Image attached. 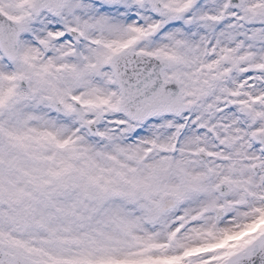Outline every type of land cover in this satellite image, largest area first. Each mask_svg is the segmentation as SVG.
Here are the masks:
<instances>
[{
    "label": "snow or ice",
    "instance_id": "1",
    "mask_svg": "<svg viewBox=\"0 0 264 264\" xmlns=\"http://www.w3.org/2000/svg\"><path fill=\"white\" fill-rule=\"evenodd\" d=\"M0 264H264V0H0Z\"/></svg>",
    "mask_w": 264,
    "mask_h": 264
}]
</instances>
